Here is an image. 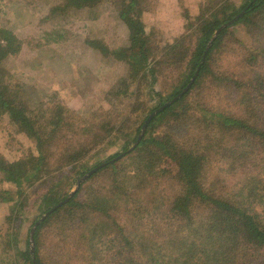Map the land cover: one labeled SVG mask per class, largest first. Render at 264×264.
<instances>
[{
    "label": "trees",
    "instance_id": "trees-1",
    "mask_svg": "<svg viewBox=\"0 0 264 264\" xmlns=\"http://www.w3.org/2000/svg\"><path fill=\"white\" fill-rule=\"evenodd\" d=\"M148 1L121 0L118 15L139 53L114 51L131 66L132 77L139 80L140 88L142 82H149L147 76H153L156 68L150 63L149 56L153 53L142 18ZM101 2L60 0L50 9L49 16L62 12L68 15L79 9L96 7ZM202 7L193 21L188 13L185 15L189 19L185 35L169 47L173 54L180 55V79L167 95L151 87L153 83L150 85L149 96L157 95L160 102L152 105L149 112L180 95L196 75L191 87L153 118L134 154L130 155V162L120 167L110 163L117 153L104 158L107 162L95 159L96 163L90 165L89 159L85 160L88 146L85 133L80 134L77 141L69 137L64 128L67 126L65 116L61 115L65 107L60 104L55 107V111L61 113L59 116L45 117L42 112L38 117L14 98L5 82L7 71L3 62L19 53L23 40L11 28L0 27V112L10 119L18 132L33 140L38 149L37 156L29 155L12 162L0 155L3 180L15 185L14 189L9 187L6 191V202L10 203L8 218L20 219L25 208L22 189L29 185L34 187L42 178H50L55 185L67 168H79L81 174H86L103 163L108 164L92 177L99 172L105 174L103 180L110 177L104 185L100 179L101 186L98 183L99 187L87 188L88 196L93 195L85 200L80 197L84 184L71 197L65 193L56 199L53 207L62 204L37 226L33 254L31 230L23 244L19 243L22 227L21 220L18 221L13 235L7 234L9 241L0 244V258L7 264H264V81L257 86L253 81L240 80L233 72L221 71L217 56L222 54L225 36L232 28L240 24L261 25L262 21L256 19H264V0H245L241 6L232 0H207ZM245 8L242 17L221 28ZM89 43L100 47L97 40ZM102 52L106 54L109 49L102 45ZM261 55L264 57V46L244 61L257 67ZM256 78L264 77L259 74ZM204 88L214 96L211 104L202 100ZM128 91L126 95L130 99L136 95L135 89ZM223 101L226 104H222ZM234 107H240L242 114ZM167 114H170L167 128L163 136H158L153 130L157 121ZM147 116L145 114L144 118ZM44 117L48 119L46 123L40 121ZM99 123L95 124L103 132L102 140L106 145H117L126 125H121L122 121L112 122L111 127L109 121ZM183 125L195 126V132L175 130ZM228 137H238L243 144L238 149L224 146ZM129 143L127 141L121 148H127ZM168 157L177 163L176 173L167 174L162 165ZM165 175L169 177L166 181ZM229 175L232 179H228ZM171 185L176 195L172 192L162 196L158 192L161 187ZM151 186L150 194L159 195L153 206L146 205L143 197H137ZM111 204L131 214L129 221H135L133 230L128 229L127 219L122 221L116 217L110 221L108 206ZM50 224L54 226L51 229L59 230L56 238L64 241L60 250L54 248L56 245L48 246L50 231L47 225ZM81 241H91L90 249L84 251Z\"/></svg>",
    "mask_w": 264,
    "mask_h": 264
},
{
    "label": "rangeland",
    "instance_id": "rangeland-1",
    "mask_svg": "<svg viewBox=\"0 0 264 264\" xmlns=\"http://www.w3.org/2000/svg\"><path fill=\"white\" fill-rule=\"evenodd\" d=\"M232 1L241 6L245 0ZM57 3H60V0H0V27L11 28L23 40L19 53L3 62L7 71L5 82L13 92L14 98L28 107L29 113L31 110L33 111L31 114H36L38 117L42 112L45 117L59 116L61 113L55 111V107L59 104L65 107L61 114L62 117L65 116L64 122L67 123L64 128L74 141L79 139L80 134L82 136L85 133V139L88 141L85 160L89 159L90 165L96 163L95 159L100 161L103 159L101 162H107L104 158L115 153L118 155L114 159L115 165L118 167L126 165L130 162L129 157H132L130 155L134 151L129 152V149L139 138L144 122L152 113L149 110L152 105L160 102V97L157 95L149 96L150 85L153 83L151 87L162 95H167L172 90V85L180 79L178 75L180 55L173 54L169 47L185 35V27L189 21L186 19L187 13L191 18L190 21L195 20L207 0H156L155 2L149 0L146 3L142 18L153 53L149 56L150 63L152 65L154 63L156 68L153 76L151 74L147 76L149 82H142L141 88L139 80L132 77L131 66L129 67L126 60L118 58L119 56L114 53L117 50L125 51L127 54L139 53L138 46L129 36L127 26L118 15L121 0H102L93 8L79 9L68 15L62 12L63 14L49 16L50 9ZM256 20L262 21L259 27L240 24L232 28L225 36L222 54L218 53L217 56L218 62L222 65L221 71L233 72L240 80L253 81L252 84L258 86L264 81V78H256L259 74L264 77L263 55L260 56L257 67L254 63L244 61L256 55L264 46V19L258 17ZM91 40L99 41L100 43L96 44L100 47L91 46L89 43ZM102 45L109 49L108 53L102 52ZM130 89L136 91V95L131 99L126 95L130 93L128 91ZM202 97L207 104L214 101V96H211L205 88ZM117 103L119 107L116 108ZM222 104H226V101ZM234 109L239 114L243 112L240 107L239 110L235 107ZM145 114L148 116L144 118ZM45 117L40 121L46 123L48 119ZM169 120L170 114L161 117L153 130L154 133L163 136ZM103 121H109L110 127L120 121H122L121 125H126L117 145L112 143L106 145L102 140L103 132L95 123L101 124ZM194 127L183 125L177 126L175 130L192 129L195 132ZM73 133L74 137L71 135ZM32 141L24 133L18 132L10 119L0 112L1 156L9 162L25 159L29 155L37 156L38 149ZM127 141L131 143L127 148L122 149ZM223 144L238 149L243 144V140H239L238 137H228ZM55 155L58 156L59 152H55ZM162 165L167 169V174L176 173L177 163L171 158H166ZM55 166L54 163L53 168ZM84 175L79 168H67L61 173L55 185L51 184L50 178H42L43 180L40 179L42 181L39 180L34 187L29 185L22 189L25 208L18 220H21L22 227L19 234L21 245L34 226L32 223L37 222L45 214L46 209L52 208L56 204V199L65 193L70 194ZM91 177L81 183L84 184V188L80 197L84 200L93 195L88 196L87 188L99 187L98 183L101 186L98 180H103L105 174L99 172L98 175L93 176L94 178L92 177L93 179ZM109 178L108 175L107 179L102 181V185L110 180ZM168 178L165 175V181ZM228 179H232L231 175ZM9 187L14 189L15 185L5 182L0 173V244L2 241H9L7 234L10 233L11 237L14 227L18 224L17 220L8 218L10 203L6 202V191ZM151 189L152 186L145 192H140L137 197H143L146 205L150 203L153 206V201L155 203L159 195L157 193L151 195ZM158 192H161L162 196L171 195L172 192L176 195L172 185L161 187ZM110 196L112 198L113 194ZM108 211L110 221L116 217H120L122 221L127 219L128 229L130 231L134 229L135 221H129L130 213L122 208L118 210L113 204L108 206ZM259 211L262 213V208H259ZM47 226L50 231L48 246L56 245L54 248L60 250L64 241L56 238L59 230L51 229L54 227L51 224ZM44 238L46 240V234ZM81 245L84 251L88 250L91 241H81ZM80 253L82 252L78 254ZM104 254L109 255V253ZM0 257H2L1 253ZM0 264L7 263L0 258Z\"/></svg>",
    "mask_w": 264,
    "mask_h": 264
},
{
    "label": "water",
    "instance_id": "water-1",
    "mask_svg": "<svg viewBox=\"0 0 264 264\" xmlns=\"http://www.w3.org/2000/svg\"><path fill=\"white\" fill-rule=\"evenodd\" d=\"M246 12V8L234 19H232L231 21L225 23L221 28H225L230 26L231 24H233L235 21H237L240 17H242L244 15V13ZM220 29L218 31L215 32L214 36L212 37V40L209 42V46H211L212 42L214 41V39L217 37V34L219 33ZM206 56V53L203 57V60ZM202 60V61H203ZM197 74V73H196ZM196 75L191 79V83L188 84V86L184 89V91L176 96L175 98H173L172 100L166 102L164 105H162L161 107H159L157 110L153 111L148 118L146 119V121L143 124L142 130H141V134L139 135V138L137 139V141L135 142V144L129 149V152L134 150L136 148V146L139 144L142 136L144 135L149 123L153 120V118H155L159 113H161V111H163L165 108L170 107L171 105H173L175 103L176 100H178L192 85L194 79H195ZM122 156V154H121ZM110 161L111 162H114ZM108 163H103L98 165L97 167L91 169L88 173H86L79 181L77 184V187L69 194V197H71L75 192H77V190L79 189V187L81 186V183L84 181H86L87 179H89L94 173H96L99 169L103 168L104 166H106ZM68 200V199H67ZM64 203V202H63ZM62 203H59L58 205H56L55 207L51 208L49 211H47L36 223L35 225L32 227L31 232H30V242H31V253L33 254L34 252V245H35V238H34V234L35 231L37 229V226L51 213L53 212L59 205H61Z\"/></svg>",
    "mask_w": 264,
    "mask_h": 264
}]
</instances>
